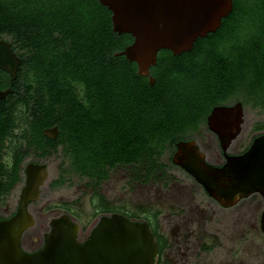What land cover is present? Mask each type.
I'll return each mask as SVG.
<instances>
[{
	"label": "trees",
	"instance_id": "trees-1",
	"mask_svg": "<svg viewBox=\"0 0 264 264\" xmlns=\"http://www.w3.org/2000/svg\"><path fill=\"white\" fill-rule=\"evenodd\" d=\"M109 22L97 0H0V38L20 57L12 83L0 70V89L12 88L0 99V153L19 135L13 130L38 140L56 123L66 138H86L83 147L69 148L79 152L81 175L97 181L104 167L143 161L146 180L166 167L162 152L194 131L213 104L240 101L264 112L262 0H232L220 26L189 51L160 49L152 84L135 63L113 55L129 39ZM253 129L264 134V123ZM75 160L67 158L68 172Z\"/></svg>",
	"mask_w": 264,
	"mask_h": 264
},
{
	"label": "water",
	"instance_id": "water-1",
	"mask_svg": "<svg viewBox=\"0 0 264 264\" xmlns=\"http://www.w3.org/2000/svg\"><path fill=\"white\" fill-rule=\"evenodd\" d=\"M110 12L111 30L129 33L132 42L116 54L134 62L136 73L153 78L148 67L155 64L156 52L169 50L172 55L189 51L197 38L218 28L221 18L231 10V0H97ZM264 7V0H262ZM20 62L9 43L0 39V70L11 82ZM11 92L9 86L0 90V99ZM243 107L213 106L206 116V126L213 132L223 152L224 161L211 165L199 151L194 140L175 142L172 164L183 169L222 207L257 194L262 203L258 229L264 234V134L254 136L238 154L224 153L240 132ZM56 128L43 130L53 138ZM45 164L29 162L24 166V184L17 198L14 213L0 220V264H151L156 244L147 223L130 221L120 214L100 217L90 228L87 238L79 244V225L65 213L48 221V230L37 250L26 253L20 247V235L34 224L27 212V203L38 197V188L47 179Z\"/></svg>",
	"mask_w": 264,
	"mask_h": 264
},
{
	"label": "flooded vegetation",
	"instance_id": "flooded-vegetation-1",
	"mask_svg": "<svg viewBox=\"0 0 264 264\" xmlns=\"http://www.w3.org/2000/svg\"><path fill=\"white\" fill-rule=\"evenodd\" d=\"M231 2H232V0H231ZM231 9H232V7H231ZM109 21H110V12H109ZM109 24H110L109 26H111L110 22H109ZM97 26H100V25H97ZM219 26H220V24H219ZM121 34L123 35L124 39H129V42H127L126 44L123 45V48H124L125 46L129 45L133 39L129 33H121ZM0 39L8 42L11 50L18 56V53L12 48V45H11L9 40L3 39V38H0ZM121 50L114 51L113 55L114 56H123V55L116 54ZM164 50H166V49H164ZM183 52H185V51H183ZM157 53H158V51L156 52V60H157ZM181 53L182 52H180L178 55H180ZM174 56H177V55H174ZM19 59H20V57H19ZM156 60H155V63H156ZM19 65H20V62L17 66V70L15 73L14 79L16 78ZM151 66H153V65H151ZM151 66L148 67V74H149V76H151L153 78V81H154V77L150 74V67ZM143 77H145V76H143ZM145 78L147 79V77H145ZM13 80L10 82L9 76H8L9 83H12ZM147 81H148V79H147ZM9 87L11 88V86H9ZM0 90H2V89H0ZM11 91H12V88H11ZM235 102L231 100V101H227L225 103H218V104L216 103V104H213L211 106V108L213 106H216V105H232ZM209 111H208V113H209ZM207 114H206V116H207ZM206 116H205V119L199 123L198 127L194 131L189 133V135L185 139H180V140H194L199 151L204 153L205 161L210 163L211 165H219L224 161L223 152L221 151V149L219 147V143H218V140H217L215 134L213 132H211L210 130H208V128L206 126ZM52 127L56 128V133H55L53 138H50L47 135L43 134V130L48 129V128H52ZM241 127H242V124H241ZM22 131L23 130L21 127L13 130V134H19V135H16V139H14L13 141L6 142L5 147L2 149V152L0 153V163L3 166V174L0 177L2 180V187H3V189H5V191H4L5 193H3V195H0V206L6 205L5 204L6 197H7L8 193L11 190H13L14 186L18 185L19 186V192H20V189L22 188V186L24 184V166L27 163L32 162V163H36V164H45L47 172H48V165L46 162V158L50 155H56V156L60 157V159L62 161V165H65V167H66L65 170H62L55 178H53L51 180H48V175H47V179L44 181V184L42 186H39V188H38L39 192H38L37 199L35 201H30L27 203V205H26L27 212L30 213L31 216L33 217L34 224L32 226L28 227L27 229H25L20 235V247L23 251H25L26 253H30V252H33V251H35L41 247V245L43 243V236L48 230V221L50 218H52L54 216L65 213L66 215H68L70 218H72L79 225V232L77 235V241L79 244H81L87 238L90 228L96 223V221L100 217L109 216L112 213H116V214L122 215L123 217H125L126 219H128L130 221H137V222L143 221V222L147 223V229L152 233L153 241L156 244L155 254L151 258V264H208L207 263L208 260L205 258L207 256V254L213 249L212 244H214V242L212 244L208 245L207 243H204V241H203L198 245V247L196 248L195 251L192 250L191 248L187 247L186 244H189V242H190L189 236L191 235V232L188 229L189 228L188 224H186V226H183V224H185V222H183V221L186 219L178 221L179 218H174L170 229L167 228V230H166V228L161 227V223L159 222V217L162 214L161 210L163 207L160 209L156 203H153V205H154L153 206L152 203L149 201H148L149 203H145V204L140 202L135 207L130 208V207L126 206L125 204H118L117 202H113V201L109 200L102 193L99 192V189H98L99 186L108 179L109 173H111L112 170H115L117 168H126V167L130 166V167L136 168V170H140V171L144 172L143 161H139L138 163H129V164L116 162L110 168L104 167L106 169L104 172L105 176L96 181V180L88 179L87 177L81 175L80 168H78V164H81V163H78L79 152H76L73 150V152L71 153L69 151L70 147H73V148H79L80 146L83 147L82 145H85L84 143L86 141L85 137H83V139H80L77 136L74 137V139L69 138V136L66 138V136H64L62 134L63 129L61 127H59L58 124H56V123H53L47 127L42 128L41 129V138H38V140H32L29 135L22 136L23 135ZM240 131H241V129H240ZM202 133H204L203 134L204 135V141H205V139H208L205 142L210 144V140H211L212 145L208 146V144H207V146H205V145L203 146V145H200L198 143V141L196 140V136L202 137L203 136ZM208 133L212 135L213 139H211V138L209 139ZM239 133L235 136L234 139L231 140V142L227 146L226 150L224 151L225 154L230 155V154L241 153L248 146L250 140L254 136L259 135V134H263V133H259V134L250 136L248 139V142L246 144L244 143L237 148V145H239V144H237V142H238L237 139H238ZM177 141H179V140H177ZM8 143H10V144H8ZM7 144H8V146H7ZM52 144L54 145V148H51ZM174 145H175V143H174ZM171 150L172 149H169V148L165 149L159 157L161 160L162 156L166 152L165 161L163 162L161 160L163 163L166 164V167H164L163 169H166V168L177 169L194 182V180L183 169L172 164L171 161L168 160V156L171 157V154L175 150V146L173 147V150L172 151ZM70 154L72 156H74L76 160L74 163V168H72L71 172H68L67 158L70 156ZM16 158H18L17 162L15 161ZM15 167L17 169V174H16L17 179L16 180L13 177L14 176L13 175V169ZM163 169H159V170H163ZM71 174H73L76 177L75 179L77 182L78 181L79 182L84 181L83 185L86 187V189H91V190H89L90 192L88 193V198H87V211H84V208L82 206L77 205L78 201L80 202V198L72 200V202L65 201V200H60L57 202L46 201L40 205H37L39 199L41 198V194L43 193L44 190L49 191L52 189H59L60 187L64 186L66 183L69 184L70 182L68 181V179H69V176ZM61 176H64L65 181H63L61 184H58V185L55 184L54 183L55 179H58ZM192 184L194 186H197L200 188V190H201V192L205 198H209L217 207H219L220 209H223V210L233 208L235 205L238 204L239 201H242L244 199L246 200V198H247L246 197V198L239 200L238 202H236L232 206L222 207L216 201H214L213 199L208 197L204 193L202 188L196 182H194ZM174 191H175V195H177V197L180 196V195H178V194H180V192L182 193L183 197L188 195L186 193V191L184 190V187H183V189H181V187L180 188L175 187ZM87 192L88 191L86 190V193ZM248 197L250 198L249 203H251L253 208L255 207L254 204H252V201L254 200L253 197L254 198L257 197L258 200H261V199H259V196L257 194H252ZM193 199L195 200V198H193ZM174 201L177 203H182V202L184 203L185 202L183 205H185L186 207H188V204H189V201H187L186 199L179 200V201L175 199ZM175 202H174V204H172V203L171 204L174 206H177L176 205L177 203H175ZM16 203H17V200H16ZM16 206H17V204L11 210H8V207H5L4 210L6 211V213L0 214V220L6 219L9 216H11L14 213ZM190 210L192 211V213L195 214L196 218H194L193 220H195L198 230H201L202 234H203V232H207L206 230H203V226H205V227L207 226V224H206L207 216H205L204 221H202L204 210L200 207L195 206V205H193L191 207V209L189 208V211ZM84 212H86V214H87L86 216H85ZM173 212L176 213V210H174ZM173 215H175V214H173ZM258 215H259V213H258ZM258 215L256 217L255 224H250L249 226L251 228L256 227L260 236H262V238H264V234L261 233L258 229ZM181 222H183V223L180 225ZM228 239L232 240L231 237H228ZM23 244H27L30 248H24ZM231 248L232 247H230L229 250ZM229 250H228V255L232 260V258H233L232 256L234 255V253H232V252L234 251V248L232 251L231 250L229 251ZM203 255H204V258H203ZM237 262H238V260H237Z\"/></svg>",
	"mask_w": 264,
	"mask_h": 264
},
{
	"label": "rangeland",
	"instance_id": "rangeland-1",
	"mask_svg": "<svg viewBox=\"0 0 264 264\" xmlns=\"http://www.w3.org/2000/svg\"><path fill=\"white\" fill-rule=\"evenodd\" d=\"M257 123H264V112H259L249 105H243V122L238 135V142L236 141L239 144L237 148L244 143L246 144L250 136L261 133V130L253 129V126ZM208 137L213 139L209 133ZM196 140L200 145L207 146L208 144L205 142L208 139L204 141V135L202 137L196 136ZM210 145H212L211 140L208 146ZM165 158L166 152L161 160L164 162ZM46 162L48 165V180L55 178L66 168L65 165H62L60 157L56 155L48 156ZM143 175L144 172L136 170L134 167L117 168L112 170L108 179L99 186V192L109 200L118 204H125L130 208L135 207L140 202L144 204L151 202L152 205L156 203L160 209L163 207L159 222L161 227L166 228V230L167 228L170 229L174 218H179L178 221L186 219L183 221L185 222L183 226L188 224V229L191 232L190 242L186 244L187 247L195 251L203 241L208 245L214 242L212 244L213 249L205 258L208 260V264H264V238L260 236L256 227L251 228L249 226L255 224L256 217L262 208L261 200H258L257 197H253L252 204H254V208L249 203L250 198L247 197L246 200L239 201L233 208L223 210L217 207L209 198H205L200 188L194 186L192 184L194 182L177 169L156 170L146 180H144ZM75 178L71 174L68 179L69 184L66 183L59 189L44 190L37 205L46 201L65 200L72 202V200L80 198L77 205L82 206L84 211H87V198L91 189H86L83 185L84 181L77 182ZM175 187H181V189L184 187L188 195L183 197L180 192L178 194L180 196L177 197L174 191ZM18 193L19 186L16 185L6 197L5 204L7 206H0V214L6 213L5 207H8V210L14 208ZM175 199L178 201L186 199L189 201L188 207L183 205L185 202L177 203L174 201ZM174 202L177 203V206L172 205ZM193 205L204 210L202 221L207 216V226H203V230L207 232H203V234L201 230H198L196 222L193 220L196 218L195 214L191 210L189 211V208L191 209ZM174 210H176V213L173 212ZM84 214L87 215L86 212ZM228 237H231L232 240H229ZM23 247L30 248L27 244H23ZM230 247H232L231 251L234 248L232 260L228 255Z\"/></svg>",
	"mask_w": 264,
	"mask_h": 264
}]
</instances>
